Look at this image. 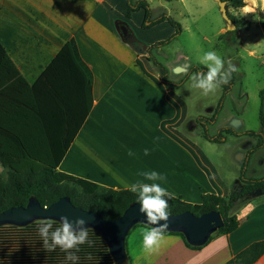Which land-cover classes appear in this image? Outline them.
Returning a JSON list of instances; mask_svg holds the SVG:
<instances>
[{"label": "crops", "instance_id": "crops-1", "mask_svg": "<svg viewBox=\"0 0 264 264\" xmlns=\"http://www.w3.org/2000/svg\"><path fill=\"white\" fill-rule=\"evenodd\" d=\"M126 9L127 0H0V42L30 85L71 39L92 71L93 107L59 171L114 190H130L138 181L159 183L192 204L201 203L207 194L228 196L212 164L193 145L184 144L179 132L187 115L184 101L161 82L145 55L131 48L117 28L118 23L132 22L136 14L144 17L141 10L125 19ZM168 25L144 30L167 34ZM169 35L158 40L173 33ZM9 79L0 76V90ZM147 171L166 180H145L140 173ZM236 214L240 223L234 232L215 233L199 248L189 247L180 235L165 234L159 250L148 253L142 239L149 227L136 226L127 236L126 264H226L264 241V202L253 200ZM255 264H264V255Z\"/></svg>", "mask_w": 264, "mask_h": 264}, {"label": "trees", "instance_id": "trees-1", "mask_svg": "<svg viewBox=\"0 0 264 264\" xmlns=\"http://www.w3.org/2000/svg\"><path fill=\"white\" fill-rule=\"evenodd\" d=\"M141 10L144 11L143 29L165 22L175 29L170 38L152 44L144 54L158 71L161 82L171 89L176 83L168 80L169 70L152 50L163 47L180 34L181 25L167 13L153 18L146 0H127L125 19H131ZM207 70L204 66H194L190 74L206 73ZM0 76H10V82L0 90V212L11 207H25L31 197L37 198L44 207L68 197L75 206L95 211L105 220L112 221L131 204L139 203L138 193L114 190L58 169L93 107V74L81 58L76 40L71 39L64 45L33 85L19 74L0 42ZM233 86V79L222 85L224 93H229ZM214 121L215 116L197 118L206 139L223 143L226 140L224 134L240 135L232 128H223L217 136H210L208 126ZM244 134L262 138L264 133L248 131ZM255 149L257 147L252 152ZM247 163L242 169L239 186L228 196L207 194L202 196L201 203L192 204L181 196L172 195L173 198L168 200L169 213L190 211L199 216L218 211L224 225L216 234L234 232L240 223L236 214L237 203L251 198L264 202V177H247ZM60 226L59 222L53 221L50 233ZM165 234L180 235L189 247L199 248L188 244L181 233ZM89 239L94 242L92 246L80 245L79 252L70 250L80 257L78 261H72L66 259L67 253L59 247L55 251L44 248L38 222L23 228L3 226L0 228V264H116L99 232L89 229ZM263 255L264 241H259L226 264H255Z\"/></svg>", "mask_w": 264, "mask_h": 264}, {"label": "rangeland", "instance_id": "rangeland-1", "mask_svg": "<svg viewBox=\"0 0 264 264\" xmlns=\"http://www.w3.org/2000/svg\"><path fill=\"white\" fill-rule=\"evenodd\" d=\"M146 1L153 18L167 13L182 28L168 44L152 52L169 70L168 80L176 83L171 89L187 107V115L179 125L184 144L199 150L230 193L239 186L246 162L247 177H264V134L262 138L244 134L248 131L264 133V0H223L236 27L232 31L227 30V22L215 0ZM143 19L136 14L132 22L126 20L125 26L146 50L152 41L160 42L158 39L164 35L175 33L170 24L167 34L161 29L144 30L141 28ZM209 50H215L225 60L226 68L229 63L236 68L231 75L234 86L229 93L225 94L221 87L215 94L204 96L191 87V69L204 66L199 63V57ZM199 116H215V121L208 126L210 136H217L223 128H232L240 135L224 134L225 142H212L205 138L202 127L197 124ZM253 200L238 202L236 211Z\"/></svg>", "mask_w": 264, "mask_h": 264}, {"label": "water", "instance_id": "water-1", "mask_svg": "<svg viewBox=\"0 0 264 264\" xmlns=\"http://www.w3.org/2000/svg\"><path fill=\"white\" fill-rule=\"evenodd\" d=\"M220 12L227 22V30H235L236 27L227 14L226 2L215 0ZM117 28L121 31L125 41L137 52L144 53L146 49L137 42L128 31L127 27L118 23ZM140 204H131L125 212L112 221L105 220L100 214L92 210H84L75 206L70 198L62 197L48 207H44L35 197H31L25 207H11L0 212V228L3 226L27 227L41 219H52L62 223L61 216H67L73 228L78 232L80 226L76 224L78 218H83L86 223L83 227L96 230L104 238L116 264H126L128 255L126 251V239L129 232L137 225L147 224L146 214L140 212ZM164 221H161L163 224ZM168 233H181L188 244L196 247L205 245L224 225L220 212L212 211L202 215H195L190 211L180 214H170Z\"/></svg>", "mask_w": 264, "mask_h": 264}, {"label": "clouds", "instance_id": "clouds-1", "mask_svg": "<svg viewBox=\"0 0 264 264\" xmlns=\"http://www.w3.org/2000/svg\"><path fill=\"white\" fill-rule=\"evenodd\" d=\"M199 63L208 70L206 73H192L191 87L200 90L204 96L215 94L222 85L229 83L232 73L236 71V68L231 63L226 68L225 60L215 50L204 52L199 57ZM147 154L148 152L145 150V155ZM129 155H133V153L129 152ZM140 175L148 181L166 180L165 176L156 171L142 172ZM130 191L138 193L139 210L141 213L146 214L147 224L152 225L151 228L143 232L142 247L148 253L155 252L159 250L165 239V232L169 228L168 200L173 197L159 183L149 184L138 181L130 186ZM60 220L62 222L61 226L51 233L50 229L53 227L52 219H41L38 221V231L43 239L44 248L47 251H55L59 247L67 253V260L78 261L80 257L70 250L75 249L76 252H79L80 245L88 244L92 246L94 243L89 239V229L83 227L86 221L83 218L76 220V224L80 226V230L77 232L67 216H61ZM161 221H164V223L161 224ZM49 237H51V242H49ZM88 258L91 259V256Z\"/></svg>", "mask_w": 264, "mask_h": 264}]
</instances>
